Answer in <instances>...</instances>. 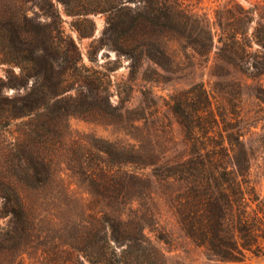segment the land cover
I'll use <instances>...</instances> for the list:
<instances>
[{
  "label": "trees",
  "instance_id": "1",
  "mask_svg": "<svg viewBox=\"0 0 264 264\" xmlns=\"http://www.w3.org/2000/svg\"><path fill=\"white\" fill-rule=\"evenodd\" d=\"M202 1L0 0V66H6L0 76V137L21 121L18 152L9 149L8 170L0 172V219L10 218L6 226L0 224V251L18 248L32 231L21 194L3 175L13 174L24 184L33 182L34 173L45 180L51 175L48 162L41 159L39 168L25 142H50L59 119L116 112L123 117L110 102L102 73L84 63L78 44L94 37L93 16H106L99 47H111L129 59L132 77L145 60L172 72L167 45L173 41L190 50L191 59L209 63L213 58L214 67L264 76V0H224L213 15L200 7ZM63 14L72 18V33L64 27ZM96 48L94 41L87 52L93 62ZM11 87L16 95L4 96ZM72 91L76 94H69ZM93 95L100 96L105 107L95 109L88 101ZM213 98L203 82L171 96L168 105L189 151L158 165V171L184 184L173 211L187 236L211 260L246 264L249 253L259 256L264 248V204L250 185L249 159L240 141L241 151L234 157L218 155L220 143L214 135L222 114ZM227 143L233 147L231 135ZM87 229L74 242L64 243L69 244L64 251L70 264L164 263L141 224L130 231L125 221L107 215L96 232Z\"/></svg>",
  "mask_w": 264,
  "mask_h": 264
},
{
  "label": "rangeland",
  "instance_id": "2",
  "mask_svg": "<svg viewBox=\"0 0 264 264\" xmlns=\"http://www.w3.org/2000/svg\"><path fill=\"white\" fill-rule=\"evenodd\" d=\"M223 1L203 0L200 7L213 15ZM44 9L48 10V5ZM63 17L66 31L72 33V18L65 14ZM92 18L96 23L94 37L78 44L84 63L102 73L110 102L123 117L117 112L113 116L98 112L59 119L50 142H25L37 166L41 159L48 162L51 175L45 180L34 173L30 184L21 183L13 174L3 175L21 194L32 231L18 248L1 249L0 263L68 264L70 257L64 250L69 244L64 243L74 242L83 229L96 232L99 221L108 215L125 221L130 231L137 224L144 226L145 234L162 253L163 264H220L209 259L203 248L187 236L174 214V204L184 184L159 175L158 165L189 151L184 130L168 104L174 93L195 82L205 84L222 114H218L214 135L220 143L218 155L225 157L229 153L234 157L241 151L240 141L249 159L250 185L264 204V76L254 78L214 67L213 58L209 63L191 59L190 50L173 41L167 45L173 56L172 72L145 60L132 77L129 59L118 56L111 47H99L97 41L105 30L106 16ZM73 36L77 38L74 32ZM94 41L98 49L94 50L93 62L87 52ZM5 69L0 66V76L5 75ZM3 94L15 96L16 89L6 88ZM69 94L75 95L76 91ZM88 101L95 109L105 107L100 96L93 95ZM20 124L15 121L10 132L0 137V172L8 170L5 157L9 149L18 152ZM228 135L233 147L227 143ZM9 220L2 218L0 224L6 226ZM245 261L264 264V248L259 256L249 253Z\"/></svg>",
  "mask_w": 264,
  "mask_h": 264
}]
</instances>
